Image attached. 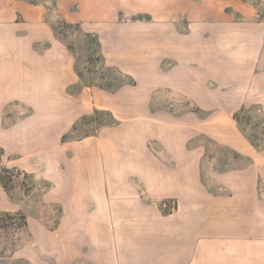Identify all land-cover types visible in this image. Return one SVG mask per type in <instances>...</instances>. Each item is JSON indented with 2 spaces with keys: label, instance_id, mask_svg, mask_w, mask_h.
<instances>
[{
  "label": "crops",
  "instance_id": "0c3cea01",
  "mask_svg": "<svg viewBox=\"0 0 264 264\" xmlns=\"http://www.w3.org/2000/svg\"><path fill=\"white\" fill-rule=\"evenodd\" d=\"M86 7L99 13L78 14L67 21L94 34L105 65L137 85L116 93L86 90L69 98L73 107L68 109V89L79 82L72 50L40 16L0 21V147L18 157L34 148L35 132L43 134L44 144L39 146L50 147L52 133L66 132L72 116L94 108L120 119L139 115L132 104L139 100H211L216 102L213 115L218 125L204 133L240 157L232 171L219 175L222 192L211 195L195 183L194 160L185 142L193 135L189 128L181 130L186 133L181 139V148H186L180 152L183 159L167 165L152 156L147 145H135L142 138L161 145L160 126L129 131L122 125L106 131V146L100 145L97 160L100 187L74 192L75 228L124 232L116 239L92 232L91 246L96 248L76 252L73 264H264V156L228 120L253 104L264 116V18L246 13L247 18L236 19L212 0ZM111 9L115 14L109 16ZM136 15L143 17L132 18ZM138 88L143 96L133 92ZM13 101L38 112L8 134L3 110ZM142 114L152 115V110L144 108ZM171 129L165 131L167 138L180 133ZM83 154L87 163L96 157L93 150L86 153L77 147L78 159ZM99 164L106 166L105 172ZM148 198H179L178 210L164 217Z\"/></svg>",
  "mask_w": 264,
  "mask_h": 264
},
{
  "label": "rangeland",
  "instance_id": "374dc122",
  "mask_svg": "<svg viewBox=\"0 0 264 264\" xmlns=\"http://www.w3.org/2000/svg\"><path fill=\"white\" fill-rule=\"evenodd\" d=\"M146 1L148 0H0V21L21 22L40 16L50 23L58 39L76 57L79 82L68 89L66 101L67 108L72 109L73 103L69 98L78 93L89 89L116 93L122 87H134L137 83L133 78L106 66L98 38L85 32L80 23L67 21L68 18L78 14L84 17L97 15L99 11L91 12L86 7L89 4L137 6ZM212 1L233 13L236 19L247 18L246 13H258L255 17L258 20L264 18L262 0ZM114 14L115 10L108 11L109 16ZM141 17L143 16L136 15L132 18ZM135 90L133 92L136 95L143 96L140 88ZM215 103L211 100H139L132 104L138 107L140 114L122 116L120 119L109 110L94 108L72 116L66 132L52 133L50 147L39 146L44 144L41 143L43 134L40 132L34 133V148L26 153L20 152L18 157L0 147V264H73L76 252L89 253L95 247L91 246L92 232L96 233L95 236L104 238L116 239L123 236L122 229H110L109 233L105 229L92 231L90 228H75L74 222L77 217L74 192L76 189L100 187L101 180L97 177L100 145L106 146V131L122 125L129 131H141L149 125L160 126L164 137L161 145L153 138L138 139L135 145L138 148L141 144L143 147L147 145L152 156L161 159L163 165L170 163L169 160L183 159L181 151L185 147L181 148V139H184L182 135L186 133L182 131L189 128L193 135L189 134L190 137L185 142H188L186 148L194 160L196 179L198 178L195 183L204 188L207 194L221 193L223 189L218 177L221 173L232 171L240 154L204 133L207 127L218 125L215 122L217 117L213 115ZM144 108H150L152 115L144 116ZM37 112V109L29 105L17 101L8 102L3 110L5 131L9 134L12 128L37 115ZM228 120L237 125L264 156V116L259 106L253 104ZM172 127H176L175 131L180 133L176 132L174 136L167 138L165 131L173 130ZM56 135L58 140L54 141ZM79 146L86 153L92 150L96 153L93 161L87 163L85 153L82 160L78 159L76 148ZM99 165L101 171L105 172L106 166ZM147 166L154 167V164L148 163ZM105 187L101 184L102 189ZM148 200L150 205L159 208L164 217L176 213L179 207V198Z\"/></svg>",
  "mask_w": 264,
  "mask_h": 264
},
{
  "label": "trees",
  "instance_id": "16d2710c",
  "mask_svg": "<svg viewBox=\"0 0 264 264\" xmlns=\"http://www.w3.org/2000/svg\"><path fill=\"white\" fill-rule=\"evenodd\" d=\"M6 188H7V186H5ZM0 214H2L1 212H0ZM8 216V215H7Z\"/></svg>",
  "mask_w": 264,
  "mask_h": 264
}]
</instances>
